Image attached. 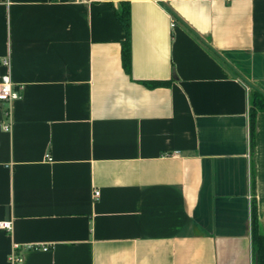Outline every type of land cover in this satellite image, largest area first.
<instances>
[{
  "label": "crops",
  "instance_id": "0c3cea01",
  "mask_svg": "<svg viewBox=\"0 0 264 264\" xmlns=\"http://www.w3.org/2000/svg\"><path fill=\"white\" fill-rule=\"evenodd\" d=\"M3 58L0 264H255L264 0H0Z\"/></svg>",
  "mask_w": 264,
  "mask_h": 264
},
{
  "label": "trees",
  "instance_id": "16d2710c",
  "mask_svg": "<svg viewBox=\"0 0 264 264\" xmlns=\"http://www.w3.org/2000/svg\"><path fill=\"white\" fill-rule=\"evenodd\" d=\"M119 19L125 28V39L122 43V61L123 66L127 73H131V11L130 4L128 2L123 3L122 10L116 11ZM149 86L165 84L166 82L161 81H147ZM250 109V129H251V142L253 148L255 147L256 137V124L257 115L260 112H264V92L253 88L252 103ZM256 197L254 196L253 207H252V240H253V251L255 257H258V264H264V234L259 230V216Z\"/></svg>",
  "mask_w": 264,
  "mask_h": 264
},
{
  "label": "built area",
  "instance_id": "2783aa9c",
  "mask_svg": "<svg viewBox=\"0 0 264 264\" xmlns=\"http://www.w3.org/2000/svg\"><path fill=\"white\" fill-rule=\"evenodd\" d=\"M2 64L6 65L8 67V72L3 74L1 82H0V101L1 102H7V103H13L16 100H20L23 95L22 93L15 88L11 74H10V59L9 58H3ZM5 130L9 131L11 129V124H7L4 127ZM47 157L50 158L49 155ZM100 193V190L97 189L94 192L95 196H98ZM0 227L10 230L12 227L11 222H1ZM20 246L16 247L14 252L11 254V261L13 264H23V254L17 250ZM27 249H37L42 248L43 250H48L49 246L43 245H35V244H28L26 246ZM17 250V251H16Z\"/></svg>",
  "mask_w": 264,
  "mask_h": 264
},
{
  "label": "water",
  "instance_id": "95a60500",
  "mask_svg": "<svg viewBox=\"0 0 264 264\" xmlns=\"http://www.w3.org/2000/svg\"><path fill=\"white\" fill-rule=\"evenodd\" d=\"M235 72L241 77V79L247 83L251 88L258 89L262 91L259 87H257L255 84H253L250 80H248L241 72L237 71L235 69ZM255 264H258V257H255Z\"/></svg>",
  "mask_w": 264,
  "mask_h": 264
}]
</instances>
